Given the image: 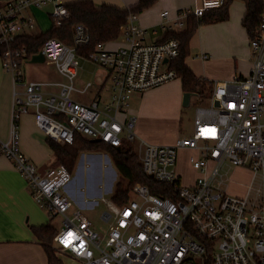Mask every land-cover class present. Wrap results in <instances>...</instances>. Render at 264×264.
Returning <instances> with one entry per match:
<instances>
[{
	"label": "built area",
	"instance_id": "1",
	"mask_svg": "<svg viewBox=\"0 0 264 264\" xmlns=\"http://www.w3.org/2000/svg\"><path fill=\"white\" fill-rule=\"evenodd\" d=\"M224 2L202 0L200 6L182 15L200 17ZM47 4L54 5L51 16L56 25L69 16L60 0H0V56L15 86L10 135L0 140V156L13 163L51 222L60 220L52 247L57 262L49 264H264V12L250 39V73L215 82L210 105L197 110L192 135L179 138L174 145H157L135 134L134 117L120 116L126 115L134 93L178 77L169 64L180 54L179 40L147 42V30L139 24L138 14H130L121 26L125 44L111 50L99 43L88 57L106 70L109 95L83 102L73 95H86L94 86L93 82L77 85L80 62L76 46L89 41L83 25L75 29L74 46L56 37L41 46L45 61L55 66L61 80H24L22 64L32 56L20 41L33 34L32 10ZM48 86L57 89L48 92ZM30 108L39 129L61 144H72L77 134L115 147L134 142L143 171L157 182L171 185L174 197L157 195L142 183L133 186L126 204L103 197L106 209L101 219L110 227L107 235L101 234L84 211L75 207L68 191L73 172L59 165L41 175L23 152L19 121ZM181 148L199 152L189 159L199 172L193 185H185L175 167ZM209 162L214 163L211 169ZM226 162L247 168L258 178L254 198L251 194L228 195L223 180L215 185ZM70 209L73 212L68 215Z\"/></svg>",
	"mask_w": 264,
	"mask_h": 264
},
{
	"label": "crops",
	"instance_id": "2",
	"mask_svg": "<svg viewBox=\"0 0 264 264\" xmlns=\"http://www.w3.org/2000/svg\"><path fill=\"white\" fill-rule=\"evenodd\" d=\"M71 1L76 0H60L63 4ZM92 1L96 5L108 3L119 7H132L138 0ZM201 2L202 0H158L153 6L139 13V24L147 30L146 41L160 42L168 31L183 30L186 27L187 17L183 16L182 13L200 6ZM245 11L244 1L234 0L229 8L228 20L203 24L195 31L189 43V55L186 58V63L198 77L215 83L250 73L253 56L249 35L242 24ZM164 12H168V15L164 16ZM181 21L183 26L179 25ZM124 44L125 40L122 34L115 40L105 43L106 47L111 50L118 49ZM202 54H208V57L202 58ZM78 58L80 64L84 59L90 60L79 55ZM47 65L51 64L47 63ZM61 79L62 77L58 73L51 76L45 75L43 79L39 80H26L24 75V80L27 82L51 83ZM90 82H93L98 89L93 97H90L89 92L86 95L77 94L81 100L86 102H90L96 97H103V88L109 83L106 70L100 67L94 75V80ZM79 83H82L81 79ZM14 88L13 75L4 69L0 56V140L3 141L7 140L10 135ZM52 88L48 86L46 91H52ZM107 90L110 93L109 85ZM137 93L134 94L131 102L129 100L126 115L120 117L122 119L126 116L134 117L135 126H137L138 117L148 123L156 120L166 121L170 124L174 122L172 130L175 135L167 139L164 137L156 138L151 134V131H148V127H145L147 124H143L144 121H141L139 127L137 126V130L149 143L157 145L175 144L179 139L176 137L177 126L183 113L182 101L185 92L182 87V79L176 77L158 87L141 92V95H136ZM193 98L195 96L192 97V100ZM136 102L139 104V108H136ZM19 131L21 148L26 156L37 166L43 169L49 168L56 160L55 155L47 144L46 135L37 126L33 112L21 116ZM181 151L183 154L192 151L190 157L199 155V152L194 149L181 148ZM79 158L77 172L68 187V191L74 199L75 207L81 208L85 213L97 206L94 200H89L88 197L102 196V188L98 185L102 183L101 174L104 168L105 176L108 173L107 168L103 167V162H109V169L113 170L115 174L117 169L114 170L111 166L110 158L106 152L104 154L103 152L87 151L81 153ZM227 163L230 164L229 162L225 164ZM213 164V162H209L210 169ZM231 166V172L229 175L226 174V180H224L223 174L220 176V181L223 180V188L229 187L237 196L244 197L252 194L251 187L254 186L257 177L247 168ZM176 170L181 176L182 172L178 168V164ZM95 171L98 172V179L86 184L83 181L84 173L89 172L91 174ZM194 171L198 173L196 175L198 176L199 172L195 169ZM196 178L186 181L184 184L193 185ZM106 186L105 183L104 187ZM84 187L86 191H83ZM47 223H51L48 214L32 198L23 176L7 157L0 156V264H49L47 253L32 230V227Z\"/></svg>",
	"mask_w": 264,
	"mask_h": 264
},
{
	"label": "trees",
	"instance_id": "3",
	"mask_svg": "<svg viewBox=\"0 0 264 264\" xmlns=\"http://www.w3.org/2000/svg\"><path fill=\"white\" fill-rule=\"evenodd\" d=\"M158 0H138L132 7H119L116 5L103 3L96 5L92 0H76L64 3L69 12L60 25H56L54 20L51 27L40 34H31L23 37L21 44L27 46L28 54L33 55L41 50L44 41L50 37H56L69 46H74L75 29L79 25L85 26L89 41L76 46L77 55L89 57L91 52L99 43H106L118 38L121 34V26L126 22L132 13H141L153 6ZM234 0H225L219 8L208 9L200 17L189 14L186 20V27L183 30H170L162 41L175 38L180 42V54L169 64L174 69L177 76L182 79L184 92H190L196 99H206L210 101L213 93V84L207 79L198 77L187 65L186 58L189 55V43L199 26L229 18V8ZM246 5V11L242 19V24L249 35V41L255 36L264 12V0H242ZM47 144L53 150L56 161L59 165H64L70 172L83 152L106 151L110 154L111 160L116 167L119 179L114 187L112 201L119 205L128 203L131 198V190L136 183L150 186L153 193L161 196L174 197L171 192V185L159 183L151 176L147 175L142 168L139 155L133 146L125 142L120 147L109 145L105 142H93L81 134H77L72 144H61L47 138ZM33 232L42 243L49 262L56 263L57 259L53 250V238L56 234V227L51 223L32 227Z\"/></svg>",
	"mask_w": 264,
	"mask_h": 264
},
{
	"label": "rangeland",
	"instance_id": "4",
	"mask_svg": "<svg viewBox=\"0 0 264 264\" xmlns=\"http://www.w3.org/2000/svg\"><path fill=\"white\" fill-rule=\"evenodd\" d=\"M54 10V5L53 4H47L42 6L41 8H34L32 10V13L34 15V20H35V27L31 30V32L33 34H40L41 32H45L47 31L52 23H53V17L51 16V13ZM100 68L99 65H96L94 62L84 59L83 61H81L80 67H79V82L80 79L82 80V83H87L90 81L94 80V75L96 73V71ZM22 71L24 72L25 78L26 80L28 79H43L44 76H51L52 74H57V71L55 69L54 65H47V62H43V63H31L29 61H24L22 64ZM77 85H81L80 83H77ZM108 85H105L103 88V97H107L109 95V91L108 89ZM19 90H21L20 88H18ZM52 89H57V88H52ZM97 88L94 86L91 88V90L89 91L90 93V97H93L95 95V93L97 92ZM135 94V93H134ZM134 94L132 95L130 102L134 96ZM136 95H141V92H138ZM74 98L81 100L77 94L73 95ZM83 102H86L85 100H81ZM136 101H138L136 99ZM210 105V101H207L206 99H196L193 98V100H191V104L188 107L183 106V113L181 115V119L179 121L178 124V130H177V138H181V137H185V136H190L192 135V132L194 131V126H195V121H196V116H197V110L200 107H207ZM135 107V106H134ZM136 108H139V104H137L136 102ZM34 111L33 108H30L29 113H32ZM34 114V112H33ZM141 121H144V123L147 124L148 127V131H151V134H153L156 138L158 137H164L165 139L170 138L171 136L175 135L172 128L174 127V122H171V124L169 122L166 121H160V120H156L153 121L152 123H148L146 122V120L141 119V117L137 118V126L139 127ZM176 125V124H175ZM137 126H135L134 132L135 134L140 137L143 138L140 134L139 131L137 130ZM138 139V138H136ZM144 139V138H143ZM176 143V142H175ZM153 144V143H152ZM131 145L134 147L135 143L132 142ZM174 145V144H173ZM138 151V150H137ZM97 153H104L106 151H96ZM195 153V152H194ZM193 153V154H194ZM86 154V153H85ZM106 154L108 155V157L110 158L111 161V166L114 168V170H116V167L114 166L112 160H111V156L109 153L106 152ZM192 154V151L187 152V153H182L181 149H178L177 152V163H176V168H177V164H178V168H180L182 174H181V179L182 182L185 183L186 181L192 180L193 178L197 177L196 175L198 174L196 171H194V168L192 167L191 163L189 162V155ZM196 154V153H195ZM198 155V154H197ZM140 159V158H139ZM56 160H54V163H52V165L47 168V169H43L40 166H37L38 168V172L41 175H45L47 174V172L51 169H57L59 167L58 162H55ZM80 158L76 163V166L73 169V176L76 174L77 172V167L79 164ZM141 162V161H140ZM86 163V162H85ZM232 165V164H231ZM230 164H225L222 169L220 170V174L224 177V180H226V174L231 172V166ZM103 167L107 168V174L105 176V168L102 171L101 174V178H102V183H100L98 185V187L102 188V196H93V197H88L89 200H98L100 202V204L98 206H96L94 209H92L91 211L85 212V215L91 220L92 222V227L99 231L101 234L107 235L108 231H109V227L110 224L107 222H104L101 219V215L104 212V210L106 209V205L103 202L102 198H106L111 200L112 194L114 192V187L115 184L117 183L118 179H119V174L118 171L116 172V174L114 173V171L111 169H109V162H103ZM90 171V170H89ZM227 171V172H226ZM226 172V173H224ZM98 179V172H92L91 174L89 172H85L84 173V177H83V181L87 184V182H94ZM221 179L220 175L217 176L216 178V182L215 185H217V181H219ZM107 184L106 187H104V184ZM259 184V180L258 178L255 180L254 182V186H253V192L251 194L252 198H254L256 196V189L258 188ZM231 186V185H230ZM222 187H224V184L222 185ZM85 187H84V190ZM225 191L228 195H233V196H237L232 189L230 190L229 187H225ZM72 209H70L68 211V215L72 214ZM52 225H54L55 227H60V220H55L51 222ZM53 245V242H52Z\"/></svg>",
	"mask_w": 264,
	"mask_h": 264
},
{
	"label": "water",
	"instance_id": "5",
	"mask_svg": "<svg viewBox=\"0 0 264 264\" xmlns=\"http://www.w3.org/2000/svg\"><path fill=\"white\" fill-rule=\"evenodd\" d=\"M28 61L31 63H43V62H45V56L43 55L42 51H39L38 53L33 54L32 57ZM165 62H167V60H165ZM98 78L100 80L99 76H98ZM194 96L195 95L193 93L185 92L183 94V101H182L183 106H185V107L190 106L192 97H194ZM214 105L218 107L220 105V101L217 99L214 100ZM92 141L93 142H100L99 139H93Z\"/></svg>",
	"mask_w": 264,
	"mask_h": 264
}]
</instances>
